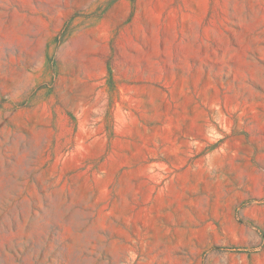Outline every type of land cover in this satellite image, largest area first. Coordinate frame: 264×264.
<instances>
[{"label":"rangeland","instance_id":"1","mask_svg":"<svg viewBox=\"0 0 264 264\" xmlns=\"http://www.w3.org/2000/svg\"><path fill=\"white\" fill-rule=\"evenodd\" d=\"M0 264H264V0H0Z\"/></svg>","mask_w":264,"mask_h":264}]
</instances>
